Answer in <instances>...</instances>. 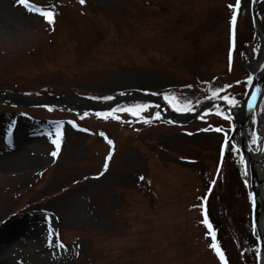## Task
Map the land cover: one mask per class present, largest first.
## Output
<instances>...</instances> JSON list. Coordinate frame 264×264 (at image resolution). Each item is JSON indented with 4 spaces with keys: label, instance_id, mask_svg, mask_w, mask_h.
Returning <instances> with one entry per match:
<instances>
[{
    "label": "rangeland",
    "instance_id": "1",
    "mask_svg": "<svg viewBox=\"0 0 264 264\" xmlns=\"http://www.w3.org/2000/svg\"><path fill=\"white\" fill-rule=\"evenodd\" d=\"M4 3L15 14L0 17V255L15 264H222L207 214L227 264H256L246 160L220 162L234 122L226 106L182 124L84 115L88 135L65 124L79 102L47 113L26 98L180 89L208 103L219 90L214 99L240 107L250 49L255 63L263 56L264 0L238 9L236 0H29L55 13L51 24Z\"/></svg>",
    "mask_w": 264,
    "mask_h": 264
},
{
    "label": "water",
    "instance_id": "2",
    "mask_svg": "<svg viewBox=\"0 0 264 264\" xmlns=\"http://www.w3.org/2000/svg\"><path fill=\"white\" fill-rule=\"evenodd\" d=\"M264 92V59L260 62L259 67L257 70L253 71L252 73V79L250 82L249 89L245 95V98L241 104V106L238 108L237 111V124L234 127V130L232 132V135L229 139V141L232 139V136L234 133L238 130L243 138V147L248 150L249 155V169L251 172V181H252V188L251 192L254 195V205H257L259 203L262 207V215L264 217V200L260 196V189L258 187L259 178L258 175L254 172L253 168V161H254V154L253 149L249 144L247 132H245V129L248 127V121L253 117L256 116L258 112V104L261 99V96ZM1 93V92H0ZM10 98V97H8ZM11 99V98H10ZM25 99V98H22ZM29 99L28 106H47V105H61V104H69L72 106L73 104L67 103L68 101H75L80 103V108L91 111L95 113H103V112H109L114 107L119 106L122 103H128V102H136V101H144L150 104H153L157 107V110L165 117L169 119H173L176 121H183L186 119H194L200 116L204 108H200L196 113L190 114H179L171 110V108L163 101L162 97L160 96H154L152 94H147L141 89H130L126 91L125 93H122L120 95H117L110 103L108 104H101L98 102H94L90 99L81 98L74 94H71V96H57L55 97H47V100L42 101L43 97L38 98H26ZM19 100V99H18ZM21 101V100H19ZM34 101H38V103H35ZM22 104V103H21ZM25 104V105H27ZM212 104V102H211ZM231 111H233L232 108H230ZM165 111L167 113L164 114ZM262 153L264 157V138H263V144H262ZM256 161L262 162L264 164V160L256 159ZM264 248V241L261 242L260 251H262ZM264 264V262H263Z\"/></svg>",
    "mask_w": 264,
    "mask_h": 264
},
{
    "label": "trees",
    "instance_id": "3",
    "mask_svg": "<svg viewBox=\"0 0 264 264\" xmlns=\"http://www.w3.org/2000/svg\"><path fill=\"white\" fill-rule=\"evenodd\" d=\"M32 7L34 9H40L43 11H48L47 10V6L44 5H32ZM47 21V20H46ZM50 24V23H49ZM213 92V91H211ZM80 95L86 96L88 98H91L93 100L96 101H102V102H108L111 99H105V97H113L112 95H98V94H82L79 93ZM154 94L157 95H161L163 98L165 97V94H168L170 99L166 100L164 98V100L171 106V108H173L174 110H176V108H182L185 106H189L191 107L190 111H194L198 106H200V104H202V95L201 93H188V92H181L179 90H173V91H163V92H154ZM174 96L175 99H172L171 97ZM138 104H143V105H148V108L143 111L139 117L137 116H133L131 113L128 112H120L117 111L114 113V115H109L107 118H104L103 115H98V114H94V113H87L84 112L80 109H71L70 111H68V114L70 116L69 119H67V121L65 122L66 125H72L73 127L77 128V129H83L85 132H87V134H90V131L87 128H84L83 126H80L78 124L80 117L84 116L85 114H87L86 116H94L96 118H94V120H99V122L101 123H110V122H115L116 124H124V125H137L139 123H145L144 120L148 119L150 120L149 123L155 122L156 120H160L161 117L159 116V118H156V115L154 116V106L144 103V102H136V103H128V104H122L118 107H116L115 109H121V108H128L131 107L133 105H138ZM175 105V107L173 106ZM23 109V108H22ZM25 109V108H24ZM41 110L46 111L47 113H52V112H60L61 108L59 106H49V107H42L39 108ZM113 111V110H112ZM108 112V113H112ZM183 112V111H181ZM104 114V113H103ZM115 116H118L119 119H116ZM75 124V126H74ZM110 157H113L114 152H110ZM111 161V158L107 160V167L109 166V163ZM105 167V166H104ZM88 246L86 245L85 248H83V254L86 252ZM89 253V252H88Z\"/></svg>",
    "mask_w": 264,
    "mask_h": 264
},
{
    "label": "snow or ice",
    "instance_id": "4",
    "mask_svg": "<svg viewBox=\"0 0 264 264\" xmlns=\"http://www.w3.org/2000/svg\"><path fill=\"white\" fill-rule=\"evenodd\" d=\"M17 2L21 5H24L25 7L29 8L30 11L34 10V11H37L39 13V15H41L44 19H46L50 24L54 22V17H55V13L52 12V11H43V10H40V9H33V7L30 5L29 3V0H17ZM80 3L83 4L84 3V0H80ZM240 6V0H236V4L235 5H229L230 8H239ZM236 20H237V15L236 13L234 12L233 15H232V19H231V24H232V34H233V38H235V26H236ZM231 58V57H230ZM217 92H219V90H217ZM217 92H213V97H215L217 95ZM166 100H169L170 97L168 94H165V97H164ZM172 99H175L174 96L171 97ZM105 99H112L111 97H105ZM221 99H223L224 101L228 102L229 104L231 105H235L237 102L233 99V98H230L228 96H222ZM175 107V105H173ZM148 108V105H143V104H138V105H133L131 107H128V108H121V109H113L112 113H104V114H98V115H103L104 118H107L109 115H114L115 112L117 111H120V112H128V113H131L133 116H137L139 117L140 114L145 111L146 109ZM177 111H190L191 110V107L189 106H185V107H182V108H176ZM221 113L217 112V115H220ZM87 115V114H85ZM116 119H119L118 116H115ZM156 118H159V113L157 112L156 113ZM225 118H230V115H225ZM145 123H149L150 120L148 119H145L144 120ZM75 126V124H74ZM207 130V129H205ZM216 131H221V129H216ZM48 135H52V133H48ZM103 135V134H102ZM61 139H62V132L60 130V126L57 125V128H56V133H55V136L54 138L52 139V144L55 145V150L51 152V155L53 157H56L59 153V149H60V146H61ZM109 144L112 143V141H108ZM234 147V146H233ZM238 151V149H237ZM110 155L107 159H110ZM241 162L243 163V157L241 156ZM105 170H107V163H105ZM103 174V173H101ZM141 179H143V177H141ZM214 183V182H213ZM205 225L208 226V229H209V233L211 234V238H212V243L209 245V247L213 248L217 255L220 257V260L222 261V264H227V260L224 256V253L223 251H221L217 241H216V236H215V232L212 228V225L211 223L209 222L208 218H207V214H205V217L202 221ZM51 228L49 229V234L51 236ZM60 247H63V245L61 244Z\"/></svg>",
    "mask_w": 264,
    "mask_h": 264
},
{
    "label": "bare ground",
    "instance_id": "5",
    "mask_svg": "<svg viewBox=\"0 0 264 264\" xmlns=\"http://www.w3.org/2000/svg\"><path fill=\"white\" fill-rule=\"evenodd\" d=\"M14 14H15V10L13 9V4L4 3V4H2L0 6V17H10V16H12ZM263 59H264V45H263L262 60ZM253 64H254V62H253ZM259 64L254 65L251 68V70H253V71L257 70L258 67H259ZM260 113H262L263 116H260ZM251 120H254V122H255V128H256V131H257V135H258V145L260 146V148L262 150V144H263V138H264V104L260 105L256 116L254 118L252 117ZM247 131H248V127L245 129V132H247ZM245 155L247 156V154H245ZM256 157H258V156H254L253 157L254 158L253 168H254V172L258 175V178H259L258 187L260 189V195H261L262 199H264V164L262 162L256 161V159H257ZM260 158L263 160V155L262 154H260ZM250 174H251V172H250ZM258 207H261V205L258 204ZM257 213H258L259 218L261 220L262 219V212L260 214L259 210H257ZM9 230L11 232L15 231L12 228H10ZM261 236H262V233H261ZM260 259H261L260 263L263 264V262H264V250H262ZM12 260L13 259H11V257L7 256L4 252L1 253V255H0V264H15V263H13Z\"/></svg>",
    "mask_w": 264,
    "mask_h": 264
},
{
    "label": "flooded vegetation",
    "instance_id": "6",
    "mask_svg": "<svg viewBox=\"0 0 264 264\" xmlns=\"http://www.w3.org/2000/svg\"><path fill=\"white\" fill-rule=\"evenodd\" d=\"M230 116H232V117H234L235 118V115L233 114V113H230ZM233 118V119H234ZM232 125H233V123H232ZM240 136V134L239 133H237L236 135H235V138H238ZM249 140H250V143H251V145H252V147L254 148V151H256L257 150V144H256V142L254 141H252V139H251V136L249 135ZM231 147L229 146V145H224V148H223V150H222V152H221V156H220V161L223 163V161L225 160V158H226V156H228L229 155V153L227 152L229 149H230ZM241 155H243V154H241ZM231 156L229 155V158H230ZM220 197V196H219ZM218 197V201L220 200V204H222V208H223V210H227V207L225 206V205H223V202H221V199ZM210 199V198H209ZM208 199V200H209ZM207 201V200H206ZM206 206H207V203L205 204V206H204V208H206ZM251 206H252V212H251V226H252V228H253V230H254V235H255V238H256V240H257V249H256V252H255V261H256V264H259V255H258V244L260 243V240H259V238L257 237V235H256V233H255V231H256V226H259V220H260V218H259V215H258V213H257V210H259V213L261 214V212H262V209H261V207H258V206H256V205H254L253 204V202H252V200H251ZM263 216V215H262ZM226 217H227V215H226ZM227 220H228V223L230 224V226H231V228H232V225H235V223L233 222L232 223V221L229 219V218H227ZM235 227V226H234ZM232 230V229H231Z\"/></svg>",
    "mask_w": 264,
    "mask_h": 264
}]
</instances>
